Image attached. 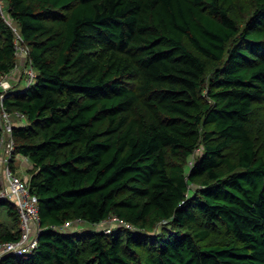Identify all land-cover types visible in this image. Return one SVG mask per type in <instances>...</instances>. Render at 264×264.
I'll use <instances>...</instances> for the list:
<instances>
[{
	"label": "trees",
	"instance_id": "16d2710c",
	"mask_svg": "<svg viewBox=\"0 0 264 264\" xmlns=\"http://www.w3.org/2000/svg\"><path fill=\"white\" fill-rule=\"evenodd\" d=\"M4 1L37 71L4 104L44 229L0 264H264V0ZM16 36L0 8V74Z\"/></svg>",
	"mask_w": 264,
	"mask_h": 264
},
{
	"label": "built area",
	"instance_id": "2783aa9c",
	"mask_svg": "<svg viewBox=\"0 0 264 264\" xmlns=\"http://www.w3.org/2000/svg\"><path fill=\"white\" fill-rule=\"evenodd\" d=\"M0 8L2 11L1 5ZM16 34L17 54L21 52L20 45L23 44V50L29 55V46L23 41L21 33L16 30ZM28 63L26 80L27 83H30L36 77L37 71L32 63ZM13 70L9 73L0 74V127L2 131L0 137V199H5L16 206L20 218L19 227L21 232L17 239L6 241L0 245V249L2 248L0 257L6 253L17 255L31 253L39 246V236L44 229L39 197L31 191L28 174L18 170L19 163L24 166L29 163L28 157L15 152L17 144L14 127L18 121L26 122V116L18 110H9L4 104L7 91L14 86V83L5 80L4 77L12 73ZM18 159H21V161L19 162ZM77 221L83 220L80 218L70 220L63 226L73 227L77 225ZM125 224L129 225V223ZM110 226L106 228L107 231L111 230Z\"/></svg>",
	"mask_w": 264,
	"mask_h": 264
},
{
	"label": "rangeland",
	"instance_id": "374dc122",
	"mask_svg": "<svg viewBox=\"0 0 264 264\" xmlns=\"http://www.w3.org/2000/svg\"><path fill=\"white\" fill-rule=\"evenodd\" d=\"M0 5L2 7V12L5 15L6 21L14 28L15 31L18 30V25L16 24V22L14 20H12L8 11L6 10L7 7H6L5 1L1 0ZM23 46H24L23 44L20 45L21 52L17 54L18 55L17 67L13 70L12 73H10L9 75H6L4 77L5 80H10L12 83L20 81V84H19L20 88H23L27 85L26 74H27V67L29 66L28 53H26L23 50ZM255 111H256L254 113L255 117H264V106L263 105H259V104L256 105ZM257 135L260 138V136H261V130L260 129L257 131ZM202 150H203V146H201L199 149H197L193 156L201 153ZM18 161L20 162L21 159H18ZM192 161H193V157L189 160V163H192ZM29 163H30V161H29ZM29 163L25 164V166L19 163V165L21 166L20 167L18 165L19 172L23 171V172L28 173V168L30 167ZM29 176L30 175L28 174L27 177H29ZM199 185L200 184L198 182H193V183H191L190 187L196 188ZM0 216L2 219L9 220L10 216L7 212L6 204L1 206ZM115 221L119 222L120 224L123 223L121 220H118L117 218L114 217V218L109 219L107 222H103V223L99 224L98 227L104 228L106 230V228H108L109 225H115ZM76 223H77V225H78V223H80L78 228H82L84 226L90 225L89 223H86L83 221H77ZM160 224H161V222H160ZM160 224L158 225L159 227L158 226L156 227V230L160 229ZM163 225L161 224V228ZM109 229H110V227H109ZM212 239H214V240L220 239L223 241H230L231 235L226 233L223 229H217V230H214L212 232ZM1 250H2V248L0 249V251Z\"/></svg>",
	"mask_w": 264,
	"mask_h": 264
},
{
	"label": "crops",
	"instance_id": "0c3cea01",
	"mask_svg": "<svg viewBox=\"0 0 264 264\" xmlns=\"http://www.w3.org/2000/svg\"><path fill=\"white\" fill-rule=\"evenodd\" d=\"M24 173H26V172H24Z\"/></svg>",
	"mask_w": 264,
	"mask_h": 264
}]
</instances>
